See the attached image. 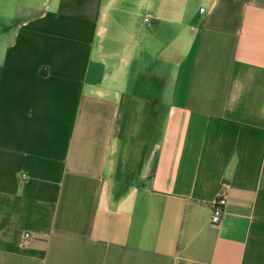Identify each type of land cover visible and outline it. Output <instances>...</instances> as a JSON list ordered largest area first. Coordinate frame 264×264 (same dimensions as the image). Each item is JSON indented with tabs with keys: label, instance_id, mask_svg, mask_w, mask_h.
<instances>
[{
	"label": "crops",
	"instance_id": "1",
	"mask_svg": "<svg viewBox=\"0 0 264 264\" xmlns=\"http://www.w3.org/2000/svg\"><path fill=\"white\" fill-rule=\"evenodd\" d=\"M2 19L0 264H264V0Z\"/></svg>",
	"mask_w": 264,
	"mask_h": 264
},
{
	"label": "built area",
	"instance_id": "2",
	"mask_svg": "<svg viewBox=\"0 0 264 264\" xmlns=\"http://www.w3.org/2000/svg\"><path fill=\"white\" fill-rule=\"evenodd\" d=\"M22 178L24 179L25 176L22 175ZM225 204H226L225 198L219 197L210 205V209H211L210 221H211V224L215 225L221 221V217L224 213ZM23 239H24L23 241L26 243L27 240L29 239V235L25 234Z\"/></svg>",
	"mask_w": 264,
	"mask_h": 264
},
{
	"label": "rangeland",
	"instance_id": "3",
	"mask_svg": "<svg viewBox=\"0 0 264 264\" xmlns=\"http://www.w3.org/2000/svg\"><path fill=\"white\" fill-rule=\"evenodd\" d=\"M31 2V0H27ZM20 4V0H0V25L2 22L3 14L9 12L11 9L14 8L15 4ZM22 3V0H21Z\"/></svg>",
	"mask_w": 264,
	"mask_h": 264
}]
</instances>
